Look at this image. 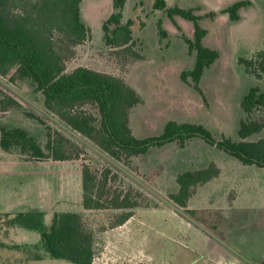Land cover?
Listing matches in <instances>:
<instances>
[{"label":"rangeland","instance_id":"1","mask_svg":"<svg viewBox=\"0 0 264 264\" xmlns=\"http://www.w3.org/2000/svg\"><path fill=\"white\" fill-rule=\"evenodd\" d=\"M237 1L242 0H167L168 8L195 10L207 30L204 44L220 55L206 69L198 90L191 79H181L182 72L195 63V54L186 43V38H193L194 25L168 11L155 10L153 0H128L124 9V22L133 20L134 50L140 59L126 58L104 42L103 24L114 12L113 0H82V19L92 37L76 47L67 70L86 67L119 77L133 87L142 98L130 114L137 138L159 136L167 122L175 121L203 125L218 141L223 137L258 141L264 138V129L245 140L238 130L242 121L264 123V108L248 115L241 107L250 88L259 86L264 91V78L247 74L238 60L264 48V1L249 0L241 22L234 23L222 11ZM211 13L217 14L215 19ZM159 21L168 33L163 40ZM0 90L21 105L0 110V124L26 129L44 149L50 132L65 135L78 148L80 158L71 161H27L19 150H0V165L6 160L22 161L19 171L25 177V198L45 214L47 226L56 212L83 216L97 238L93 264H263L264 168L244 167L199 138L183 148L171 143L145 155L116 160L48 112L43 95L31 81L0 76ZM87 109L97 114V109ZM212 162L223 174L196 188L188 205L196 213L180 208L170 198L178 192L176 176ZM83 165L99 176L110 172L109 194L130 192L140 203L126 224L111 227L122 211L83 207ZM37 256L42 260H35ZM0 264L72 263L49 257L37 232L9 227L8 219L0 216Z\"/></svg>","mask_w":264,"mask_h":264},{"label":"trees","instance_id":"2","mask_svg":"<svg viewBox=\"0 0 264 264\" xmlns=\"http://www.w3.org/2000/svg\"><path fill=\"white\" fill-rule=\"evenodd\" d=\"M264 1V0H263ZM127 0H113L114 12L103 24L104 42L120 51L124 57L140 59L136 48L133 20L124 22ZM82 0H0V76L12 81L29 80L43 95L46 110L69 129L93 142L99 149L116 160H125L145 155L152 148H161L171 143L185 147L193 138L202 139L243 165L264 168V138L255 142L233 141L223 137L216 140L203 125L169 121L159 136L137 138L130 126L131 111L142 103L137 91L125 80L86 67L68 72L67 63L76 53V47L92 37V30L82 19ZM249 0L234 2L222 11L231 21L240 20L242 8ZM157 11H168L194 25L193 38H186L190 53L195 54L194 67L182 72L181 79H191L199 89L201 79L220 57L218 51L207 47V35L201 18L194 9L168 8L167 0H153ZM216 13L210 17L215 19ZM160 40L168 33L158 22ZM247 74L256 79L264 78V48L251 58L238 60ZM21 107L19 102L0 90L2 112ZM87 107L97 109V114ZM241 107L250 115L264 108V91L255 86L244 96ZM264 123L242 121L238 135L245 140L262 132ZM51 133V134H50ZM45 149L26 129L0 124V150L10 153L19 150L27 161H71L80 158V153L69 138L58 132H50ZM221 169L210 163L207 167L185 171L176 176L178 192L171 200L189 213L188 205L198 186L218 178ZM110 172L97 175L90 166L82 168V198L86 210L122 211L112 228L123 226L134 215L133 209L140 206L130 192L116 191L109 194ZM8 219L9 227H19L40 235L42 245L49 257L72 264H93L97 254V238L87 226L83 216L76 212H56L50 226L44 222L43 212L0 213ZM35 260H42L37 256ZM264 264V262H263Z\"/></svg>","mask_w":264,"mask_h":264},{"label":"crops","instance_id":"3","mask_svg":"<svg viewBox=\"0 0 264 264\" xmlns=\"http://www.w3.org/2000/svg\"><path fill=\"white\" fill-rule=\"evenodd\" d=\"M242 11L243 8L240 11V20L236 21V23L241 22L243 18ZM21 163H22L21 160H16V161L6 160L2 165H0V213L16 214L22 212H37L39 210L38 208H36V205L33 204L32 201H29L27 198H25L28 195L27 193L28 191L26 188L23 187V182H24L23 180L25 177H23L19 171L20 170L19 165H22ZM7 167H12L13 170L11 169L8 170ZM244 167H250V166L245 165ZM14 171L18 173L16 174V176L15 174H13ZM250 173L252 174L253 172L251 171ZM221 174H223L222 170H221ZM12 178H16V179L10 180ZM208 183H212V182L210 181Z\"/></svg>","mask_w":264,"mask_h":264}]
</instances>
